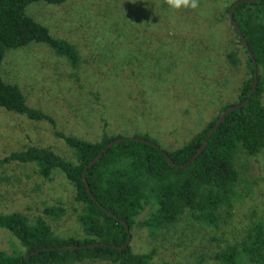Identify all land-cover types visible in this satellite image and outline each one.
I'll use <instances>...</instances> for the list:
<instances>
[{
	"label": "rangeland",
	"instance_id": "1",
	"mask_svg": "<svg viewBox=\"0 0 264 264\" xmlns=\"http://www.w3.org/2000/svg\"><path fill=\"white\" fill-rule=\"evenodd\" d=\"M235 1L199 0L195 10H173L165 0L29 5L28 15L76 47L81 66L73 72L43 43L7 52L3 80L18 85L28 105L51 115L56 126L0 107V158L37 146L74 161L73 149L56 131L89 142L99 141L104 133L126 138L148 134L166 150L181 148L237 99L247 78V58L226 15ZM129 29L144 32H124ZM231 53L239 59L237 67L227 58ZM36 166L11 162L0 168V214L20 212L31 224L41 216L57 236L85 238L77 219L83 205L76 202L73 185L60 170L45 180ZM235 166V197L230 208L221 210L217 227L187 213L161 230L142 228L139 223L155 209L147 206L131 230L133 251L155 250V264H221L215 253L264 222V151L251 156L240 149ZM52 206L63 207L64 215L56 220L45 215V208ZM0 248L8 254L24 251L2 228Z\"/></svg>",
	"mask_w": 264,
	"mask_h": 264
},
{
	"label": "trees",
	"instance_id": "2",
	"mask_svg": "<svg viewBox=\"0 0 264 264\" xmlns=\"http://www.w3.org/2000/svg\"><path fill=\"white\" fill-rule=\"evenodd\" d=\"M67 1L0 0V107L24 115L31 122L48 120L56 126L51 115L28 105L18 85L3 80L2 63L11 49L43 43L63 58L73 72L78 71L81 57L76 47L66 39L52 36L48 27L26 13L27 7L33 3L59 5ZM231 6L226 9L228 20ZM234 16L253 54L252 58L232 25L238 44L246 55L248 68L247 78L239 87L237 99L223 106L217 117L181 148L173 151L161 147L148 134L132 136L158 144L175 165L168 162L161 150L149 144L131 140L117 143L87 171L88 186L95 201L86 186L84 171L109 144L126 138L120 134L104 133L99 141L89 142L56 131V135L73 149L74 161L58 155L50 148L37 146L0 158V168L11 162L35 163L39 175L45 180H51L53 172L60 170L73 185L76 202L83 205L77 219L86 235L83 239L60 237L44 217H38L31 224L20 212L2 213L0 228L10 232L24 251L8 254L0 248V264H76L86 261L155 264L152 262L155 250L151 254L136 253L131 243L127 245L136 218L147 206L154 207V212L139 226L149 230L157 231L172 226L187 213L201 224L213 227L219 225L221 210L230 208L235 197L239 181L235 166L238 151L243 149L251 156L264 151V1L244 2L234 9ZM227 58L233 66L239 65L236 54H228ZM256 76L258 85L248 105L228 115L213 133L201 155L191 161L221 114L249 98ZM64 213L63 207L52 206L44 210V214L54 220ZM124 223L128 225L129 232ZM95 244L105 245L71 249ZM38 250L42 251L27 258ZM214 258L221 264H264V222L255 223L241 241L218 251Z\"/></svg>",
	"mask_w": 264,
	"mask_h": 264
},
{
	"label": "water",
	"instance_id": "3",
	"mask_svg": "<svg viewBox=\"0 0 264 264\" xmlns=\"http://www.w3.org/2000/svg\"><path fill=\"white\" fill-rule=\"evenodd\" d=\"M260 1H264V0H240V1L235 2V3L231 6V8H230V10H229V20H230V22L232 23V25H233V27H234L236 33L238 34V37H239V39L241 40L242 44H243L244 47L248 50V52H249V54H250V56H251L252 58H253V54H252V52H251L250 49H249V44H248L246 38L244 37V35H243V33H242L240 27L238 26V24H237V22H236V20H235L234 9H235L237 6H239V5H241L242 3H244V2L253 3V2H260ZM257 85H258V78H257V76H256L255 81H254L253 88H252L251 93H250V95H249V98H248L244 103L234 105V106L230 107L228 110L224 111V112L221 114V116H220L218 122L216 123L215 127L212 128L211 131L209 132L208 137H207V140H206V141L204 142V144L200 147V149L198 150V152L195 154V156L192 158L191 161L196 160V159L201 155V153L204 151V149H205L206 146L208 145L209 139L212 137L213 133H214V132L216 131V129H217V128L223 123V121L225 120V118H226L228 115H230L234 110H236V109H238V108H240V107H244V106L248 105V103L250 102V98H251V96L253 95V93L255 92V90H256V88H257ZM127 140H129V141H130V140H131V141H136V142H142V143H146V144H149V145H151V146H154L155 148L161 150L162 154L165 156V158L168 160V162H169L171 165H175V163L173 162V160H172V158L169 156V154H168L165 150L161 149V147H160L158 144H154V143H152L151 141L146 140V139L141 138V137H127V138H120V139H118L117 141L112 142L111 144H109V145H108V146H107V147H106V148H105V149H104V150L98 155V157H97L96 159H94V160H93V161H92V162L86 167V169H85V171H84V180H85L86 186H87V188H88V191H89L90 196H91L95 201H96V199H95V197L93 196L92 192H91L90 189H89L88 182H87V178H86V174H87L88 169L92 168L96 163H98V162L101 160V158H102V156L104 155V153H106V152H107L110 148H112L114 145H116L117 143L123 142V141H127ZM189 163H190V162H189ZM100 207L104 209V207H103L102 205H100ZM111 215L114 216V214H111ZM124 224H125V227H126L127 231L129 232V227H128V225H127L126 223H124ZM130 241H131V234H129V238H128L127 245L130 243ZM99 245H105V244H95V245L81 246V247L76 246V247L71 248V249H83V248H86V247H96V246H99ZM58 249H64V250H65V249H67V248H58ZM44 250H47V248L44 249ZM40 251H42V250H38V251H36V252H34V253L28 255L27 258L30 257V256H33V255H36V254L39 253Z\"/></svg>",
	"mask_w": 264,
	"mask_h": 264
},
{
	"label": "clouds",
	"instance_id": "4",
	"mask_svg": "<svg viewBox=\"0 0 264 264\" xmlns=\"http://www.w3.org/2000/svg\"><path fill=\"white\" fill-rule=\"evenodd\" d=\"M165 3L170 9H192L195 10L199 7V0H165Z\"/></svg>",
	"mask_w": 264,
	"mask_h": 264
},
{
	"label": "crops",
	"instance_id": "5",
	"mask_svg": "<svg viewBox=\"0 0 264 264\" xmlns=\"http://www.w3.org/2000/svg\"><path fill=\"white\" fill-rule=\"evenodd\" d=\"M130 22H132V20H130ZM130 34H134V33H140V32H144L142 29H129L128 31H124ZM169 32H177V31H169ZM38 109V108H37ZM41 110V109H40Z\"/></svg>",
	"mask_w": 264,
	"mask_h": 264
}]
</instances>
